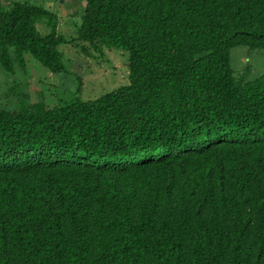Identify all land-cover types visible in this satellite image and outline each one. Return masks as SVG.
<instances>
[{"label": "trees", "instance_id": "16d2710c", "mask_svg": "<svg viewBox=\"0 0 264 264\" xmlns=\"http://www.w3.org/2000/svg\"><path fill=\"white\" fill-rule=\"evenodd\" d=\"M70 1L71 37L1 6L0 69L62 74L61 47L89 44L125 53L129 83L0 108V264H264V77L232 66L264 51V0Z\"/></svg>", "mask_w": 264, "mask_h": 264}, {"label": "rangeland", "instance_id": "374dc122", "mask_svg": "<svg viewBox=\"0 0 264 264\" xmlns=\"http://www.w3.org/2000/svg\"><path fill=\"white\" fill-rule=\"evenodd\" d=\"M48 7L57 16L59 34L75 36L79 13L82 8L70 0H32ZM9 0H0V7ZM84 7V3H83ZM42 34L49 33L43 23L38 25ZM88 54L73 45H63L67 69L62 74H51L33 59L26 57L25 68L16 66V74L7 76L0 69V108L19 111L36 103L47 107L58 105L78 94L82 100L97 99L104 92L114 91L128 81V61L125 53L118 50H95L86 44ZM232 66L237 76L245 81L264 77V51L250 52L246 47L232 51Z\"/></svg>", "mask_w": 264, "mask_h": 264}]
</instances>
